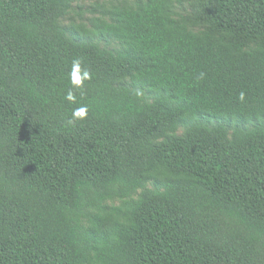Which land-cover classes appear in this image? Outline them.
Returning a JSON list of instances; mask_svg holds the SVG:
<instances>
[{"label": "trees", "instance_id": "trees-1", "mask_svg": "<svg viewBox=\"0 0 264 264\" xmlns=\"http://www.w3.org/2000/svg\"><path fill=\"white\" fill-rule=\"evenodd\" d=\"M76 1L0 0V264H264V0Z\"/></svg>", "mask_w": 264, "mask_h": 264}, {"label": "rangeland", "instance_id": "rangeland-1", "mask_svg": "<svg viewBox=\"0 0 264 264\" xmlns=\"http://www.w3.org/2000/svg\"><path fill=\"white\" fill-rule=\"evenodd\" d=\"M136 0H78L72 4L69 12L61 18V23L67 27L85 26L91 27V20L98 17H104L107 10L113 9L116 5L132 3ZM202 4L197 1H185L177 8L180 14H193L199 10ZM113 47V45H110ZM184 128L179 129L178 133L182 134ZM121 200L115 199L114 204H119Z\"/></svg>", "mask_w": 264, "mask_h": 264}, {"label": "clouds", "instance_id": "clouds-1", "mask_svg": "<svg viewBox=\"0 0 264 264\" xmlns=\"http://www.w3.org/2000/svg\"><path fill=\"white\" fill-rule=\"evenodd\" d=\"M81 61L79 59H75L72 64V73H71V79L73 85L79 87L83 85V82L85 80H88L90 78V72L87 69H82L81 67ZM201 76H203V73H201ZM245 98V94L243 92L240 93V99L243 101ZM68 100H74L73 93L69 91L67 95ZM87 114V108L86 107H80L75 110L73 113L74 118H83Z\"/></svg>", "mask_w": 264, "mask_h": 264}]
</instances>
